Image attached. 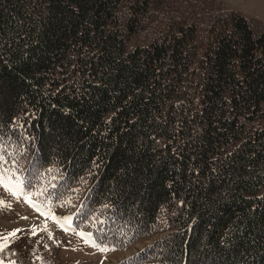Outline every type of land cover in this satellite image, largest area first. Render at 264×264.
I'll list each match as a JSON object with an SVG mask.
<instances>
[{
  "label": "trees",
  "instance_id": "trees-1",
  "mask_svg": "<svg viewBox=\"0 0 264 264\" xmlns=\"http://www.w3.org/2000/svg\"><path fill=\"white\" fill-rule=\"evenodd\" d=\"M0 167L99 245L169 230L127 264H264V22L0 0Z\"/></svg>",
  "mask_w": 264,
  "mask_h": 264
},
{
  "label": "rangeland",
  "instance_id": "rangeland-1",
  "mask_svg": "<svg viewBox=\"0 0 264 264\" xmlns=\"http://www.w3.org/2000/svg\"><path fill=\"white\" fill-rule=\"evenodd\" d=\"M217 1L264 22L256 16L264 18V0ZM134 43L132 39L129 45ZM40 198L36 191H25L21 175L15 170L0 167V246L5 243L2 236L16 233L9 236L7 247L0 251V264H127L146 247H158L155 243L169 232L158 231L137 238L119 249L99 245L89 230L72 225L68 207L51 206L42 203ZM100 248L107 250L100 251Z\"/></svg>",
  "mask_w": 264,
  "mask_h": 264
},
{
  "label": "snow or ice",
  "instance_id": "snow-or-ice-1",
  "mask_svg": "<svg viewBox=\"0 0 264 264\" xmlns=\"http://www.w3.org/2000/svg\"><path fill=\"white\" fill-rule=\"evenodd\" d=\"M29 203H31V201H29ZM17 231H19V230H17ZM15 235H16V233L12 232V233H9L8 235L2 236V239L5 241V243L2 246H0V251H3V249L7 247V241H8L9 236H15ZM80 235H81V237H84L85 234L84 233H80ZM86 242L92 243L93 246L98 247L97 245H95V243L93 241L86 240ZM106 250L107 249H105V248H100V251H106Z\"/></svg>",
  "mask_w": 264,
  "mask_h": 264
},
{
  "label": "crops",
  "instance_id": "crops-1",
  "mask_svg": "<svg viewBox=\"0 0 264 264\" xmlns=\"http://www.w3.org/2000/svg\"><path fill=\"white\" fill-rule=\"evenodd\" d=\"M256 16H258V17H260V18H262V19L264 20V18H263V17H261V15H256Z\"/></svg>",
  "mask_w": 264,
  "mask_h": 264
}]
</instances>
